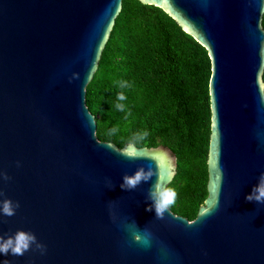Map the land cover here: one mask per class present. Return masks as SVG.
<instances>
[{
	"label": "water",
	"instance_id": "obj_1",
	"mask_svg": "<svg viewBox=\"0 0 264 264\" xmlns=\"http://www.w3.org/2000/svg\"><path fill=\"white\" fill-rule=\"evenodd\" d=\"M138 1L211 58L208 199L193 221L169 209L156 219L146 211L156 176L135 190L120 184L151 165L168 186L173 154L135 146L128 158L129 145L96 135L86 90L123 0H0V171L11 177L0 191L20 203L0 216V235L31 231L46 245L0 264H264V204L245 199L264 172V0ZM132 220L150 246L133 240Z\"/></svg>",
	"mask_w": 264,
	"mask_h": 264
},
{
	"label": "trees",
	"instance_id": "obj_2",
	"mask_svg": "<svg viewBox=\"0 0 264 264\" xmlns=\"http://www.w3.org/2000/svg\"><path fill=\"white\" fill-rule=\"evenodd\" d=\"M264 30V15L262 18ZM211 58L163 10L138 0L123 8L87 87L86 103L101 142L124 149L143 131L138 148L166 147L176 159L167 186L177 192L169 210L193 221L208 199L212 111ZM264 83V71L262 75ZM127 82L121 87L120 82ZM126 96L119 101V93ZM118 103L126 107L116 108ZM116 128L114 134L110 129Z\"/></svg>",
	"mask_w": 264,
	"mask_h": 264
},
{
	"label": "clouds",
	"instance_id": "obj_3",
	"mask_svg": "<svg viewBox=\"0 0 264 264\" xmlns=\"http://www.w3.org/2000/svg\"><path fill=\"white\" fill-rule=\"evenodd\" d=\"M91 69L87 75V81L91 75ZM79 79V73H73L69 78L70 82L72 80ZM120 86L127 87V82H120ZM117 99L119 101H124L126 96L121 92L118 94ZM125 105L123 103H118L116 108L119 111L125 110ZM90 124H93L92 120ZM117 131L116 128L110 129V134H114ZM149 133L143 131L138 133L133 142L129 144V151L125 154V157L133 158L137 155L135 149V141H143L148 137ZM156 176L157 179L154 183H151L148 190L146 200L151 201V204L146 208V211L155 210L156 219H164L165 213L168 209L175 203L177 192L174 188L167 187L161 183L159 178V173L157 167L153 168L151 165L140 166L134 172V174H124L122 177V183L120 184L121 189L125 191L135 190L142 183H148L152 180V177ZM11 177L7 175L6 172L0 171V180L8 181ZM110 188H114L111 180H108ZM248 202H255L257 204H264V172H261L257 178V183L253 185L252 190L249 194L245 196ZM215 205H218V194ZM20 207L19 201H13L10 198H6L4 193L0 191V216L12 217L16 214V210ZM112 218L115 222L117 217L112 214ZM125 227L132 232L133 240L138 243H142L145 246H150L152 241V233L147 229H143V235L138 234L140 229L135 220L131 223L125 224ZM34 246V249H33ZM29 250H37L41 254L46 252V245L42 244L37 240L36 235L31 231L17 230L15 234L5 236L0 235V255H14L22 256L25 252ZM4 264H9L8 261H4Z\"/></svg>",
	"mask_w": 264,
	"mask_h": 264
}]
</instances>
